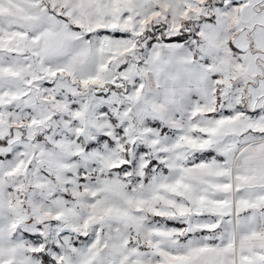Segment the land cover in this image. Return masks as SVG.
<instances>
[{"label":"snow or ice","instance_id":"6c2138e0","mask_svg":"<svg viewBox=\"0 0 264 264\" xmlns=\"http://www.w3.org/2000/svg\"><path fill=\"white\" fill-rule=\"evenodd\" d=\"M0 264H264V0H0Z\"/></svg>","mask_w":264,"mask_h":264}]
</instances>
